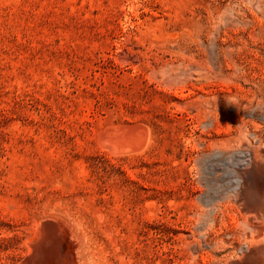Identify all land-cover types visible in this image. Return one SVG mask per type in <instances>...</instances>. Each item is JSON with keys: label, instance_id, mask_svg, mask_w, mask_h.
Returning a JSON list of instances; mask_svg holds the SVG:
<instances>
[{"label": "rangeland", "instance_id": "374dc122", "mask_svg": "<svg viewBox=\"0 0 264 264\" xmlns=\"http://www.w3.org/2000/svg\"><path fill=\"white\" fill-rule=\"evenodd\" d=\"M263 109L264 0H0V264L39 220L79 264H208Z\"/></svg>", "mask_w": 264, "mask_h": 264}, {"label": "bare ground", "instance_id": "6f19581e", "mask_svg": "<svg viewBox=\"0 0 264 264\" xmlns=\"http://www.w3.org/2000/svg\"><path fill=\"white\" fill-rule=\"evenodd\" d=\"M259 112L261 116L262 111L259 110ZM144 133L145 131L139 126L117 127L107 128L101 137L116 148H125L139 146L144 141ZM256 150V148L253 149V146L242 150V153L247 157V164L240 170L236 169V176L241 183L237 187L235 185L236 188L228 195L233 205H236L241 217L237 222L238 231H235L236 234L231 239H229L230 236H222L219 240L220 246L216 243L208 244V264H264V155ZM207 215L210 216L209 213ZM34 227L33 235L27 241V253L19 264H79L75 250L76 248L79 250L80 246L79 248L75 247L70 237L72 232L69 234V230L64 224L39 220L35 222ZM200 236H202L201 239L206 237L205 235L203 237V234ZM80 253L82 252L80 251Z\"/></svg>", "mask_w": 264, "mask_h": 264}]
</instances>
